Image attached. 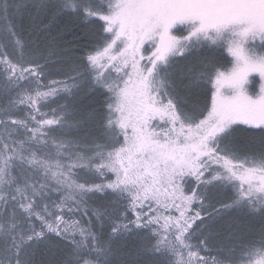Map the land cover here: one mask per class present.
<instances>
[{
	"label": "snow or ice",
	"instance_id": "6c2138e0",
	"mask_svg": "<svg viewBox=\"0 0 264 264\" xmlns=\"http://www.w3.org/2000/svg\"><path fill=\"white\" fill-rule=\"evenodd\" d=\"M0 264H264V0H0Z\"/></svg>",
	"mask_w": 264,
	"mask_h": 264
}]
</instances>
